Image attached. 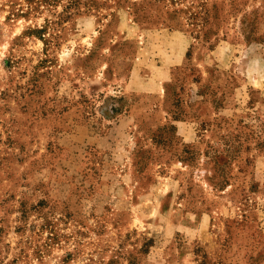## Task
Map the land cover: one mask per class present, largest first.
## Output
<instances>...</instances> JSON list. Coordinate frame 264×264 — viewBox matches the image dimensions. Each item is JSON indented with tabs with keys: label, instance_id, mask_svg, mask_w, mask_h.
<instances>
[{
	"label": "rangeland",
	"instance_id": "rangeland-1",
	"mask_svg": "<svg viewBox=\"0 0 264 264\" xmlns=\"http://www.w3.org/2000/svg\"><path fill=\"white\" fill-rule=\"evenodd\" d=\"M0 264H264V0H0Z\"/></svg>",
	"mask_w": 264,
	"mask_h": 264
}]
</instances>
